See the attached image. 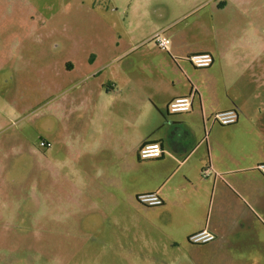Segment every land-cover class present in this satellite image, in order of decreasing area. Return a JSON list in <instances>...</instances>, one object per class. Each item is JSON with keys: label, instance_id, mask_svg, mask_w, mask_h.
Wrapping results in <instances>:
<instances>
[{"label": "crops", "instance_id": "1", "mask_svg": "<svg viewBox=\"0 0 264 264\" xmlns=\"http://www.w3.org/2000/svg\"><path fill=\"white\" fill-rule=\"evenodd\" d=\"M123 14V36L75 42L82 56L50 86L46 105L59 136L40 140L62 144L75 202L116 205L104 218L125 219L130 245L148 230L186 251L174 264H264V176L255 169L264 162V0H131ZM157 32L167 49L153 42ZM17 46H4L0 76L11 74L5 63ZM200 52L213 55L209 67L184 59ZM193 86L192 108L169 112ZM228 109L235 123L209 119ZM148 141L160 143V157H138ZM51 156L45 148V175ZM142 192H157L162 204H139ZM203 228L212 241L188 242Z\"/></svg>", "mask_w": 264, "mask_h": 264}, {"label": "rangeland", "instance_id": "2", "mask_svg": "<svg viewBox=\"0 0 264 264\" xmlns=\"http://www.w3.org/2000/svg\"><path fill=\"white\" fill-rule=\"evenodd\" d=\"M130 1L0 0V57L18 44L5 63L11 74L0 76V264H174L188 255L148 230H137L130 245L134 229L125 219L104 218L116 205L75 202L62 144L50 140L53 173L46 175L38 146L59 136V124L51 130L45 122L46 105L50 86L82 56L75 42L123 36Z\"/></svg>", "mask_w": 264, "mask_h": 264}, {"label": "built area", "instance_id": "3", "mask_svg": "<svg viewBox=\"0 0 264 264\" xmlns=\"http://www.w3.org/2000/svg\"><path fill=\"white\" fill-rule=\"evenodd\" d=\"M153 42L162 49H167L170 40L163 36L161 33H155L153 35ZM195 68L209 67L213 62V55L209 52L193 53L184 57ZM173 61L177 64V58H173ZM196 94L195 86L192 87L191 92L187 95L178 96L173 98L168 103V111L171 113H183L192 108L193 97ZM203 121H206L207 117L202 114ZM209 119L212 123L219 125H230L237 121V112L234 109H228L218 111L212 114ZM51 143L46 140H39L38 146L41 148L50 147ZM162 147L157 141H148L141 144L138 148V157L141 159L146 158H158L162 155ZM255 169L264 176V162L258 163ZM209 173V167L205 166L201 170L203 176ZM135 200L144 206H158L162 204V198L157 192H142L135 196ZM215 238L214 234L206 228L195 231L187 237L188 242L192 244H204L212 241Z\"/></svg>", "mask_w": 264, "mask_h": 264}]
</instances>
